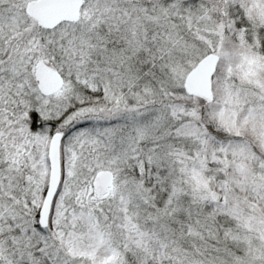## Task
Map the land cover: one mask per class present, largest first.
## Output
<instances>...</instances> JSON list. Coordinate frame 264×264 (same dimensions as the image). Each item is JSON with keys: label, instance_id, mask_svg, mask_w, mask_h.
Masks as SVG:
<instances>
[{"label": "snow or ice", "instance_id": "obj_1", "mask_svg": "<svg viewBox=\"0 0 264 264\" xmlns=\"http://www.w3.org/2000/svg\"><path fill=\"white\" fill-rule=\"evenodd\" d=\"M0 264H264V0H0Z\"/></svg>", "mask_w": 264, "mask_h": 264}]
</instances>
